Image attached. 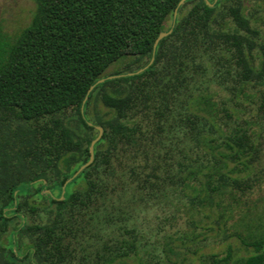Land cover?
Segmentation results:
<instances>
[{"label":"trees","instance_id":"trees-1","mask_svg":"<svg viewBox=\"0 0 264 264\" xmlns=\"http://www.w3.org/2000/svg\"><path fill=\"white\" fill-rule=\"evenodd\" d=\"M178 1L34 0L16 34L0 26V264H128L150 252L138 217L163 205L184 209L183 244L243 247L206 264H264V200L247 196L264 177V35L241 0Z\"/></svg>","mask_w":264,"mask_h":264},{"label":"rangeland","instance_id":"rangeland-1","mask_svg":"<svg viewBox=\"0 0 264 264\" xmlns=\"http://www.w3.org/2000/svg\"><path fill=\"white\" fill-rule=\"evenodd\" d=\"M232 1V0H231ZM229 1V2H231ZM244 11L250 18L251 24L256 27L262 36L264 35V3L260 0H241ZM35 7L34 0H0V26L9 35L16 34L26 26L31 19ZM119 67L113 64L108 67L107 72ZM264 163V156L262 157ZM250 204L253 202L261 205L264 200V177L255 186L253 191L247 195ZM184 209L178 213L170 205L153 208L149 212L138 217L139 230L150 242L149 253L139 251L141 258H128V264H206V256L210 253L223 255L230 242L235 250L239 247L243 253V247L238 240L224 239L220 236L209 235L206 239H200L199 243L193 244L187 241L185 244L180 240L177 229H186ZM171 213L175 218L171 217ZM152 232V234H150ZM162 233L172 235L173 243L171 250L165 248ZM178 237V238H177ZM143 239V241H145ZM195 250V251H194ZM140 259V260H139Z\"/></svg>","mask_w":264,"mask_h":264},{"label":"water","instance_id":"water-1","mask_svg":"<svg viewBox=\"0 0 264 264\" xmlns=\"http://www.w3.org/2000/svg\"><path fill=\"white\" fill-rule=\"evenodd\" d=\"M185 0H179L178 1V3H177V7L179 6V5H181L183 2H184ZM176 7V8H177ZM176 8H175V10H174V12H173V18L175 17V15H176ZM171 31V29L170 30H168V31H161V32H159L158 33V35H157V37L155 38V40H154V42H153V49H155V47H156V45H157V43H158V41L162 38V37H164L165 35H167L169 32ZM140 70H142V68L141 69H139V70H137V71H135V72H138V71H140ZM135 72H128V73H126V74H128V75H131V74H133V73H135ZM120 75H122V74H118V75H107V76H105V77H101V78H99L94 84H91L89 87H88V89H87V93H89L90 92V90L94 87V85L96 84V83H100V82H102V81H104L105 79H107V78H112V77H115V76H120ZM90 123V122H89ZM96 128H97V130H98V134L96 135V137H94L92 140H91V142H90V144H89V158H88V160L85 162V163H83L82 165H80L79 166V168L69 177V178H67L65 181H64V183H63V185H62V193L64 192V188H65V186H66V184L71 180V179H73L82 169H84L87 165H89L91 162H92V160H93V158H94V153H93V147H94V144H95V142L100 138V136H101V134H102V127H100V126H96Z\"/></svg>","mask_w":264,"mask_h":264}]
</instances>
